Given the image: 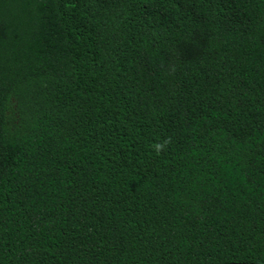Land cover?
Returning <instances> with one entry per match:
<instances>
[{
	"label": "trees",
	"instance_id": "trees-1",
	"mask_svg": "<svg viewBox=\"0 0 264 264\" xmlns=\"http://www.w3.org/2000/svg\"><path fill=\"white\" fill-rule=\"evenodd\" d=\"M264 264V0H0V264Z\"/></svg>",
	"mask_w": 264,
	"mask_h": 264
},
{
	"label": "water",
	"instance_id": "water-1",
	"mask_svg": "<svg viewBox=\"0 0 264 264\" xmlns=\"http://www.w3.org/2000/svg\"><path fill=\"white\" fill-rule=\"evenodd\" d=\"M227 264H254V263L232 262V263H227Z\"/></svg>",
	"mask_w": 264,
	"mask_h": 264
}]
</instances>
